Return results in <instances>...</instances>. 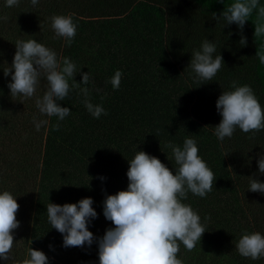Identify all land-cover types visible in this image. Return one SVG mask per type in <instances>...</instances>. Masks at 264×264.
Instances as JSON below:
<instances>
[{"label":"trees","instance_id":"1","mask_svg":"<svg viewBox=\"0 0 264 264\" xmlns=\"http://www.w3.org/2000/svg\"><path fill=\"white\" fill-rule=\"evenodd\" d=\"M199 246L264 264V0H0V264Z\"/></svg>","mask_w":264,"mask_h":264},{"label":"rangeland","instance_id":"2","mask_svg":"<svg viewBox=\"0 0 264 264\" xmlns=\"http://www.w3.org/2000/svg\"><path fill=\"white\" fill-rule=\"evenodd\" d=\"M196 249V250H195ZM194 250L195 251H193V250H191L190 252H188L186 255H185V257L183 258V262H182V264H190V263H192V264H194L192 261L194 260V259H196V258H199L200 259V256L197 254L198 253V251H201V253L203 254H201V256H203L202 257V260L203 261H205V263L206 264H216L215 262H214V259L212 258V259H210L207 255H209L210 253H208L207 252V255H206V253H205V251L202 249V247L201 246H199V247H196ZM197 252V253H196Z\"/></svg>","mask_w":264,"mask_h":264}]
</instances>
